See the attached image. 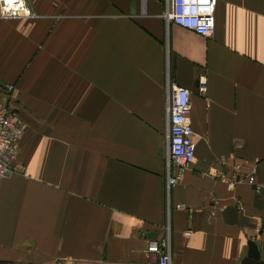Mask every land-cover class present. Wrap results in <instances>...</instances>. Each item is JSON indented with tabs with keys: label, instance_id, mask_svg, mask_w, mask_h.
Masks as SVG:
<instances>
[{
	"label": "crops",
	"instance_id": "obj_1",
	"mask_svg": "<svg viewBox=\"0 0 264 264\" xmlns=\"http://www.w3.org/2000/svg\"><path fill=\"white\" fill-rule=\"evenodd\" d=\"M26 2L34 15L0 17V103L23 126L0 178V264L145 261L165 235L169 264H237L248 241L264 260V191L244 178L264 177V0H217L208 37L167 23L169 0ZM171 84L196 136L167 188Z\"/></svg>",
	"mask_w": 264,
	"mask_h": 264
},
{
	"label": "built area",
	"instance_id": "obj_2",
	"mask_svg": "<svg viewBox=\"0 0 264 264\" xmlns=\"http://www.w3.org/2000/svg\"><path fill=\"white\" fill-rule=\"evenodd\" d=\"M217 0H169L163 11L167 23H174L189 29L203 37L211 36L214 31V4ZM34 12L26 0H0V17H29ZM12 85H7L10 90ZM206 82L203 75L197 79L196 89L205 91ZM189 89L171 84L166 89V154L165 183L168 188L179 178L181 171L187 168L194 157V138L196 136L190 124ZM23 131L21 121L13 107L0 103V178L13 171V161L19 152V137ZM222 161V159H221ZM235 167L239 164L235 163ZM208 174L221 181H228L226 172L214 165L209 167ZM254 191H264V177L256 181L252 173L244 175ZM232 181V180H231ZM185 234L189 232L184 231ZM146 251L152 259L130 261L127 264H169L168 239L165 236L149 238ZM48 264H65L56 259Z\"/></svg>",
	"mask_w": 264,
	"mask_h": 264
},
{
	"label": "water",
	"instance_id": "obj_3",
	"mask_svg": "<svg viewBox=\"0 0 264 264\" xmlns=\"http://www.w3.org/2000/svg\"><path fill=\"white\" fill-rule=\"evenodd\" d=\"M0 86H3L0 84ZM233 206H227L224 209V212L228 215H232V217L235 216V213L233 211ZM237 264H264V260L260 258L259 252L257 250L256 244L253 241L247 242V250L239 260Z\"/></svg>",
	"mask_w": 264,
	"mask_h": 264
}]
</instances>
